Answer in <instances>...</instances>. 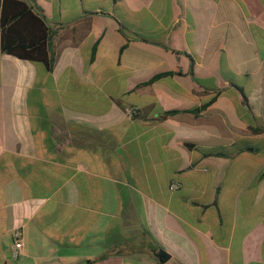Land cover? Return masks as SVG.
Listing matches in <instances>:
<instances>
[{
    "label": "crops",
    "instance_id": "1",
    "mask_svg": "<svg viewBox=\"0 0 264 264\" xmlns=\"http://www.w3.org/2000/svg\"><path fill=\"white\" fill-rule=\"evenodd\" d=\"M24 1L55 60L0 46V264H264V0Z\"/></svg>",
    "mask_w": 264,
    "mask_h": 264
},
{
    "label": "trees",
    "instance_id": "2",
    "mask_svg": "<svg viewBox=\"0 0 264 264\" xmlns=\"http://www.w3.org/2000/svg\"><path fill=\"white\" fill-rule=\"evenodd\" d=\"M50 28L24 0H0V46L5 53L52 68L55 56L48 50ZM163 74L148 80L151 83ZM191 146L192 144H187Z\"/></svg>",
    "mask_w": 264,
    "mask_h": 264
},
{
    "label": "built area",
    "instance_id": "3",
    "mask_svg": "<svg viewBox=\"0 0 264 264\" xmlns=\"http://www.w3.org/2000/svg\"><path fill=\"white\" fill-rule=\"evenodd\" d=\"M134 112H135V109L128 110L129 114H133ZM175 186H177V183L173 182L171 184V187L173 188ZM20 246H22V241H21V238H20V232L18 230H16L14 232V248H18Z\"/></svg>",
    "mask_w": 264,
    "mask_h": 264
},
{
    "label": "water",
    "instance_id": "4",
    "mask_svg": "<svg viewBox=\"0 0 264 264\" xmlns=\"http://www.w3.org/2000/svg\"><path fill=\"white\" fill-rule=\"evenodd\" d=\"M158 256H159V259L161 262H163L165 259H167V254L164 250H161L159 253H158Z\"/></svg>",
    "mask_w": 264,
    "mask_h": 264
}]
</instances>
